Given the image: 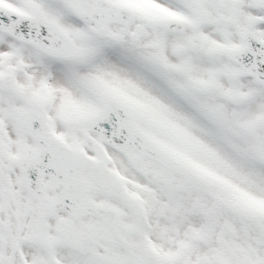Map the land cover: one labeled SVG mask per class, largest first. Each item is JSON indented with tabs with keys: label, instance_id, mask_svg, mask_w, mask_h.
Segmentation results:
<instances>
[{
	"label": "snow or ice",
	"instance_id": "obj_1",
	"mask_svg": "<svg viewBox=\"0 0 264 264\" xmlns=\"http://www.w3.org/2000/svg\"><path fill=\"white\" fill-rule=\"evenodd\" d=\"M0 264H264V0H0Z\"/></svg>",
	"mask_w": 264,
	"mask_h": 264
}]
</instances>
